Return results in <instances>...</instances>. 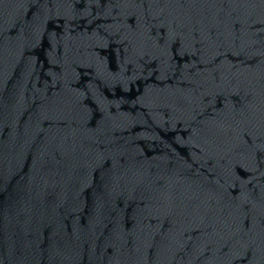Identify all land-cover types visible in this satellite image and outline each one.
<instances>
[{
  "label": "water",
  "instance_id": "95a60500",
  "mask_svg": "<svg viewBox=\"0 0 264 264\" xmlns=\"http://www.w3.org/2000/svg\"><path fill=\"white\" fill-rule=\"evenodd\" d=\"M0 264H264V0H0Z\"/></svg>",
  "mask_w": 264,
  "mask_h": 264
}]
</instances>
